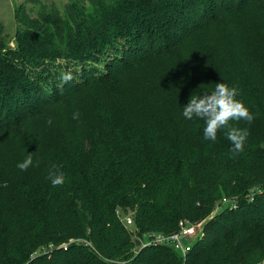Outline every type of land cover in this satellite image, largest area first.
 Returning a JSON list of instances; mask_svg holds the SVG:
<instances>
[{
    "label": "trees",
    "instance_id": "1",
    "mask_svg": "<svg viewBox=\"0 0 264 264\" xmlns=\"http://www.w3.org/2000/svg\"><path fill=\"white\" fill-rule=\"evenodd\" d=\"M47 14L14 48L0 30V264H261L264 0H72ZM206 34L220 48L204 64L187 61L182 49ZM119 38L124 57L94 75L87 63ZM59 57L86 64L53 89L50 76L28 71ZM154 66L163 75L150 78L157 92L141 93ZM216 82L238 86L255 115L238 124L250 135L234 158L224 130L205 140L204 122L182 114L190 95ZM28 154L34 165L21 171ZM54 164L62 186L48 179ZM181 220L203 223L186 258L170 244H136L179 230ZM71 238L92 246L64 247Z\"/></svg>",
    "mask_w": 264,
    "mask_h": 264
},
{
    "label": "rangeland",
    "instance_id": "2",
    "mask_svg": "<svg viewBox=\"0 0 264 264\" xmlns=\"http://www.w3.org/2000/svg\"><path fill=\"white\" fill-rule=\"evenodd\" d=\"M71 1L72 0H0V30L2 31L4 40L9 46L14 48L20 32L26 25L33 26L31 24L34 20L45 22V18L48 15L47 13L51 12V8L56 6L62 10L64 6ZM233 39H238L243 44V41L239 39V33L235 32L233 34ZM201 42L202 45L198 48H196V45H189V43L182 49L181 54L185 56L187 61H191L195 57L200 56V60L203 61L201 63L204 64L207 62V50L219 49L221 45L216 38L208 36L207 34L201 37ZM126 47H129L126 44V39L119 38L115 40L108 46V51L105 50L104 53L98 54L99 59L88 60L89 64L87 63V67L94 69V75L102 77L108 70L106 65L107 62L113 60L116 56L124 57ZM76 61L78 60L65 57H59L55 60L47 58L44 66H51V71H43L44 66L30 67L28 71L34 78H39V75L50 76L46 84L49 89H53L55 84L62 85L65 82L62 79L63 75L69 73L74 75L75 71L79 74L82 72L83 65L86 64V61L85 63ZM190 65L191 63L187 64V66ZM142 66L143 65L137 67L139 71ZM145 68L146 67H142L143 70ZM150 68L151 69H148L146 73L148 76L147 81L145 80L143 83L144 86L142 87V91L144 92L141 93L157 92L156 88H153V83H150V78L155 75H162V73L159 71V68L157 69L155 66ZM202 71L203 70H200L199 72L202 73ZM136 79L138 81L137 83L141 85V78L136 77ZM131 98H134V96ZM141 105L140 103L137 107ZM1 141L5 143L7 138L4 137ZM137 239L141 240L142 246L148 244L150 240L148 236L137 237Z\"/></svg>",
    "mask_w": 264,
    "mask_h": 264
},
{
    "label": "clouds",
    "instance_id": "3",
    "mask_svg": "<svg viewBox=\"0 0 264 264\" xmlns=\"http://www.w3.org/2000/svg\"><path fill=\"white\" fill-rule=\"evenodd\" d=\"M62 79L67 82L72 79L71 74H65ZM240 89L238 86H229L223 82H216L210 92L190 95L188 102L183 106V117L187 120L198 119L204 122L203 137L205 140L216 142L218 132L224 130V135L231 143L230 153L232 158L244 151V145L250 135L249 127L238 126L240 121L246 122L249 126L255 119V115L245 106L241 99H238ZM73 119H79V113H73ZM49 118L48 125L52 124ZM34 165L32 154L17 167L21 171L28 170ZM39 162H35L38 166ZM61 166L52 165L48 179L53 187L62 186L65 183V174L60 170ZM264 264V261L261 262Z\"/></svg>",
    "mask_w": 264,
    "mask_h": 264
},
{
    "label": "built area",
    "instance_id": "4",
    "mask_svg": "<svg viewBox=\"0 0 264 264\" xmlns=\"http://www.w3.org/2000/svg\"><path fill=\"white\" fill-rule=\"evenodd\" d=\"M223 201L226 202L227 198H224ZM234 206H236V204ZM124 220L126 221L128 225L134 224V219L131 214H127ZM203 232L204 231H203L202 222L191 223L188 220H181L179 230L175 232H172V233L151 232V233L146 234L145 236H148L150 239L148 244L150 243L170 244L176 250L180 251L181 254L184 256V258H186L187 253L191 249L193 242L196 239H198L200 236H202ZM73 242H83V243L90 244L92 246L91 242L86 241L85 239H81V238H71L68 242H65L62 245L64 247H67L70 243H73ZM138 246H142V242Z\"/></svg>",
    "mask_w": 264,
    "mask_h": 264
},
{
    "label": "water",
    "instance_id": "5",
    "mask_svg": "<svg viewBox=\"0 0 264 264\" xmlns=\"http://www.w3.org/2000/svg\"><path fill=\"white\" fill-rule=\"evenodd\" d=\"M136 244H137V245H140V244H141V240L136 239Z\"/></svg>",
    "mask_w": 264,
    "mask_h": 264
}]
</instances>
